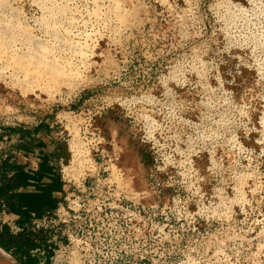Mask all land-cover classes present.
<instances>
[{
  "label": "rangeland",
  "instance_id": "374dc122",
  "mask_svg": "<svg viewBox=\"0 0 264 264\" xmlns=\"http://www.w3.org/2000/svg\"><path fill=\"white\" fill-rule=\"evenodd\" d=\"M74 1L126 32L99 25L98 56L53 96L0 71V141L51 115L68 157L63 138L80 153L95 127L108 173L96 190L145 205L131 249L144 264H264V0ZM17 5L25 37L46 45L39 6Z\"/></svg>",
  "mask_w": 264,
  "mask_h": 264
},
{
  "label": "built area",
  "instance_id": "2783aa9c",
  "mask_svg": "<svg viewBox=\"0 0 264 264\" xmlns=\"http://www.w3.org/2000/svg\"><path fill=\"white\" fill-rule=\"evenodd\" d=\"M82 135L80 153L72 149V140L63 138L69 156L55 155L53 166L60 176L62 195L54 210L33 219L30 230L36 233V247L29 252L37 264H144L145 257L131 249L144 242L145 205L96 190L99 182L107 180L104 174L108 175L98 165L105 136L95 127ZM6 157L0 155V159ZM39 162V155L33 154L23 165L33 171ZM11 215L0 211V226L5 223L14 233L21 232L23 228L15 225L17 216Z\"/></svg>",
  "mask_w": 264,
  "mask_h": 264
},
{
  "label": "bare ground",
  "instance_id": "6f19581e",
  "mask_svg": "<svg viewBox=\"0 0 264 264\" xmlns=\"http://www.w3.org/2000/svg\"><path fill=\"white\" fill-rule=\"evenodd\" d=\"M17 1L0 0V71L10 80L32 78L34 87L46 89L50 96L60 85L71 83L79 77L80 64L98 56L94 42L99 35V25L112 21L121 32H126L128 28V23L107 8L99 14H95V11L87 14L74 0H34L41 10V16L47 20L37 23V27L46 35L44 45L39 42L41 39L30 41L27 35L25 37L23 28L26 25ZM7 38L10 39L8 44L4 41ZM62 69L65 76L60 73ZM63 76L59 81L58 78Z\"/></svg>",
  "mask_w": 264,
  "mask_h": 264
},
{
  "label": "trees",
  "instance_id": "16d2710c",
  "mask_svg": "<svg viewBox=\"0 0 264 264\" xmlns=\"http://www.w3.org/2000/svg\"><path fill=\"white\" fill-rule=\"evenodd\" d=\"M47 177L49 182H42ZM59 174L50 163L47 155L42 154L36 170H26L25 166L11 160L0 159V211L17 215L15 225L22 227L19 233L2 223L0 226V248L11 252L23 264H37L30 250L36 247V233L30 230L34 218L42 217L54 210L57 199L54 191L61 189Z\"/></svg>",
  "mask_w": 264,
  "mask_h": 264
},
{
  "label": "crops",
  "instance_id": "0c3cea01",
  "mask_svg": "<svg viewBox=\"0 0 264 264\" xmlns=\"http://www.w3.org/2000/svg\"><path fill=\"white\" fill-rule=\"evenodd\" d=\"M53 118L46 115L37 123L24 124L19 127L8 130L1 135L0 155L10 157L17 163L24 164L28 156L33 154L47 155L50 163L53 165L55 158V143L53 140ZM54 167V166H53ZM50 179L44 177L42 182H49ZM62 195V185L59 191H54L53 196L58 200ZM17 215H11V218Z\"/></svg>",
  "mask_w": 264,
  "mask_h": 264
},
{
  "label": "water",
  "instance_id": "95a60500",
  "mask_svg": "<svg viewBox=\"0 0 264 264\" xmlns=\"http://www.w3.org/2000/svg\"><path fill=\"white\" fill-rule=\"evenodd\" d=\"M0 264H23L11 252L0 248Z\"/></svg>",
  "mask_w": 264,
  "mask_h": 264
}]
</instances>
